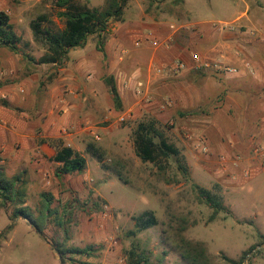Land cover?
Listing matches in <instances>:
<instances>
[{
    "label": "rangeland",
    "instance_id": "374dc122",
    "mask_svg": "<svg viewBox=\"0 0 264 264\" xmlns=\"http://www.w3.org/2000/svg\"><path fill=\"white\" fill-rule=\"evenodd\" d=\"M82 2L93 9L103 8L107 0ZM247 8L251 16L264 15V0H129L122 20L110 22L105 42L116 36L123 37V46L125 35H138L136 37L139 38V35L153 31L164 33V40L172 37V44L176 43L173 48L190 54V58L193 53L215 57L228 52L224 45L228 39L223 38L224 34L246 31L236 20ZM1 11L10 16L21 42L18 44L19 53L0 44V103L8 102L9 97L4 99L2 94H9L20 107L17 109L19 113L33 112L38 105L44 104V107L49 106L47 112L52 109L54 115H60L63 110L53 108L52 104L47 105L45 98L47 92L51 91L54 77L57 78L64 64L51 67L30 60L34 58L38 61L47 49L42 40L35 39L31 24L38 16L47 14L51 23L43 24V28L53 33L64 29L65 22L58 17L59 9L53 0H0ZM202 36L203 39H200ZM97 42L96 35L90 36L84 47L91 62L98 66L94 68L92 65L89 74H94V80H102L108 72V63L105 64L103 53L98 51ZM143 45L141 43L139 47ZM125 46L127 49L133 48L129 42ZM143 60L137 58L136 64L131 65H137L135 68L146 67V60ZM198 74L201 78L197 79L199 82L195 85L199 87L203 102L200 106H197L199 103L188 105L187 112L193 114L218 107L220 103L217 101L222 96L224 83L237 77L199 71ZM147 91L144 85L143 96L131 99L122 112L116 111L104 100L100 104L104 117L96 119L93 111L89 112L88 116L95 118L94 127L102 141H94L93 135L92 139L89 135H83L84 142L80 146H88L92 140L91 144L98 146L101 158L97 159L79 148L87 160V167L80 175L87 179L80 183L77 179L69 182V177L56 179L58 167L51 159L46 158V164L42 166L24 163L27 166L21 167L8 158L4 160L0 157V168L9 177L21 176L26 195L23 205L8 203L6 208L0 206V264H60L52 241L64 242L66 248L93 247L90 256L71 255L66 262L62 261L63 264H112L119 259L128 264V252L134 247L145 250L154 262L162 259L165 264H187L176 248L181 238L203 243L213 264H264V168L250 166L246 161L243 168L252 169L250 178L244 177L241 168L233 181L224 183L216 178L211 169L207 171L204 168L205 160L215 155L217 160L212 164L216 171L222 170L219 157L228 153H216L211 145L209 156L195 151L184 134L191 132L206 139L207 136L177 124L180 112L174 109L175 101L172 99V113L165 122H158L151 113L136 111L138 106L147 104L143 101ZM48 96L51 98V95ZM134 107L137 117L135 115L120 123L119 118L129 112L132 114L129 110ZM31 119L30 116L28 121L35 125L37 134L41 131L43 135V126H37ZM149 120H155L169 142L179 148L181 163L187 172L180 170L172 158L160 170L154 164L143 163L136 155L134 131L141 122ZM172 121L175 122L174 126L171 125ZM113 127L127 131L119 135L124 141L127 140L122 157L117 156L115 151L103 149L109 148L117 136L110 132L114 130ZM252 131L254 134L250 139L248 137L250 146H253V136H257L255 145L263 143L264 136ZM180 138L188 146H183ZM42 141L50 146H62L57 137L47 139L42 136L33 146H41ZM229 171L222 170L228 177L231 174L236 176ZM199 188L216 194L224 207L214 220H211L213 209L200 197ZM43 194L52 196L50 208L53 213L42 217L40 226L44 233L41 234L30 220L23 215L16 216L15 212L25 208L32 220L37 221L43 211ZM146 212H153L158 224L136 236H129L128 233L135 229V218ZM257 247L261 248L250 254Z\"/></svg>",
    "mask_w": 264,
    "mask_h": 264
},
{
    "label": "crops",
    "instance_id": "0c3cea01",
    "mask_svg": "<svg viewBox=\"0 0 264 264\" xmlns=\"http://www.w3.org/2000/svg\"><path fill=\"white\" fill-rule=\"evenodd\" d=\"M236 21L242 29L245 27L246 31L224 34L223 38L228 39L224 43L228 52L217 54L215 57L225 56L227 64L231 66H242L248 62L253 67L254 74L244 71L241 75L234 77L233 81H226L220 105L210 110H202L200 114L187 112L188 105L199 103L197 106H200L203 102L199 87L195 85L199 82L197 79L201 78V75L191 68L193 63L190 54L175 50L173 47L176 43L174 45L171 43L169 47L162 45L155 48L150 41L148 42L151 38L164 40V33L163 35L152 31L139 35V38L136 37L138 35L135 37L133 34L125 35V44L131 43L132 49L125 48V44L121 45L123 37L116 36L105 42L103 59L105 64L108 63L106 64L108 70L106 74L114 76L124 106L131 99L141 98L136 96L135 88L139 83H142L150 91H147L146 97L152 98L154 103L147 102L145 97L143 101L147 104L142 107L138 106L136 111L151 113L158 122H165L172 111L171 109L161 111L156 102L172 99L175 101L174 109L180 112L179 118L176 119L177 124L205 134L209 146L211 145L216 153L248 154L251 149L248 137L250 139L254 134L250 131H256V134L260 132L258 135L264 136V15L251 16L247 8V11L242 13ZM141 43H144L142 47L137 46ZM211 56L213 57V55ZM90 58L86 47L71 50L67 61L59 69L57 78L54 77L50 86L51 91L47 92L45 102H50H47V105L52 104L53 108L63 110L60 115H54L52 109L47 112L49 106L44 107V104L38 105L33 112L19 113L17 109L20 107L16 104L15 98L9 94H2L4 99L9 97L8 102L4 101L9 107L0 103V157L2 159L8 158L10 162L21 165V167H26L28 164L42 166L46 164V158L51 159L61 147H71L81 155L83 148L86 153L87 144L80 146L84 142L83 135H89L91 139L94 137V141H102L94 127L95 118H91L88 114L93 111L95 115L93 116L96 119L104 117L105 113L101 110L100 104L104 100L113 107V101L104 82V77L102 80H94V74H89L92 65L94 68L98 67L95 62H91ZM137 58L146 60L147 69L144 66L135 68L137 65H131V63L136 64ZM178 60L186 62L188 68L176 73L172 67ZM49 66L57 67V65ZM48 95H51V98ZM14 105L17 107H12ZM129 111L133 112L131 118L135 115L137 117L135 107ZM28 115L37 126H43V135L41 131L37 134L35 125L28 121L30 117ZM65 129H67V133H64ZM119 130L121 129L110 130L113 135L117 136L109 148L103 149L115 151L117 156L121 155L122 157L121 153L125 150L127 140L124 141L119 135H123L127 131ZM39 136L47 139L57 137L61 140L62 146H50L45 141H42L41 146H33ZM180 142L183 146H188L182 138H180ZM20 144L22 146H18ZM92 144L94 145V143ZM95 147L98 146L95 145ZM79 148L81 149L79 150ZM9 154L10 157H8ZM216 160L215 155L210 160H205L204 168L207 171L211 169L214 176L224 183L233 181L232 174L228 177L221 170L216 171L212 164V161ZM24 163L27 165L24 166ZM56 166L58 167L59 164L56 163ZM229 170L237 175L238 171L234 168ZM80 175H69L68 181L77 179L80 183L87 179L81 178Z\"/></svg>",
    "mask_w": 264,
    "mask_h": 264
},
{
    "label": "trees",
    "instance_id": "16d2710c",
    "mask_svg": "<svg viewBox=\"0 0 264 264\" xmlns=\"http://www.w3.org/2000/svg\"><path fill=\"white\" fill-rule=\"evenodd\" d=\"M55 6L59 9L58 17L64 20V29L58 32H50L43 28V24L51 23L47 14L38 16L31 24L35 39L42 40L46 45L45 54L38 60H30L39 65H62L68 59L71 50L82 48L87 43L90 36L98 37L97 49L105 55V40L109 32L111 21H121L125 8L129 0H107L103 8H90L82 0H53ZM21 38L14 31L11 19L5 12H0V44L8 47L12 52L19 53L18 44ZM104 82L111 95L114 109L118 112L124 110L122 98L118 92L114 76L105 75ZM217 102L220 103V100ZM7 106V102H2ZM134 147L136 155L143 163H151L160 170L165 168L164 163L169 159H174L178 163L180 170L187 172V169L181 163V151L158 127L155 120L141 122L134 131ZM86 152L97 159H100L99 150L93 144H89ZM211 155V153L209 154ZM208 155V156H209ZM59 166L56 169V177L66 178L69 175L82 174L87 167V160L79 152L71 147H61L57 150L55 156L51 158ZM19 183L21 186H18ZM200 197L213 209L211 220H214L224 207L220 199L213 192L199 188ZM44 199L43 211L37 221L32 220L27 213V209L22 208L15 212L16 216L23 215L37 226L38 232L44 233L41 228L42 217L51 215L53 211L50 208L52 196L42 195ZM25 190L20 175L9 177L3 168H0V200L1 207L6 208L8 203H25ZM59 226L62 223L57 222ZM158 224L153 212H146L135 218V229L128 233L129 236H136L138 233L146 231ZM54 250L60 255L63 262H66L71 255L90 256L93 247L87 249L66 248L65 243L53 242ZM181 259L187 264H213L208 251L203 243L192 242L181 238L176 246ZM254 249V248H253ZM228 262L232 260L225 258ZM128 264H165L164 260L152 261L151 256L145 250H138L136 247L128 252Z\"/></svg>",
    "mask_w": 264,
    "mask_h": 264
},
{
    "label": "built area",
    "instance_id": "2783aa9c",
    "mask_svg": "<svg viewBox=\"0 0 264 264\" xmlns=\"http://www.w3.org/2000/svg\"><path fill=\"white\" fill-rule=\"evenodd\" d=\"M229 29H234L228 26ZM150 41L151 45L155 48H159L162 45H165V47H169L170 44L172 43V37H169L165 40H159V39H154L151 38L148 40ZM137 46H140V44H137ZM226 57L222 56L219 58L212 57V56H203L198 53H193L191 55V60H192V66L196 71H201L205 73H215V74H229L233 76H239L241 75L244 71H247L250 74H254V69L250 65V63H244L242 66H231L228 65L226 62ZM173 71L176 73H179L181 71H184L188 68L186 62L182 60H178L174 63L173 65ZM143 85L142 83H139L136 88H135V94L137 97L143 96ZM147 102L149 103H154V100L152 98H147ZM158 105V108L161 111H167L171 107H173V101L170 99H165L162 102H156ZM131 118V113L129 112L128 114H124L119 118L120 123L126 122L128 119ZM171 125L174 126L175 122H171ZM64 133H67V129L64 130ZM263 135H264V127H263ZM184 137L186 140L191 142V145L197 151L199 154L203 156H208L211 153V149L209 146V143L205 137H197L194 136L191 132H187L184 134ZM251 142L253 146H251V149L249 150L248 154L244 155L242 153H235L233 155H221L219 157V163L221 164L222 170L223 171H228L229 169H235L239 172L240 174V168L244 170L243 168L244 163L247 161L250 166H257L260 168H264V142L259 143L255 145V142L257 140V136H253L251 138ZM227 166V167H225ZM221 170V171H222ZM241 170V172H242ZM242 175V174H241ZM243 175L246 178H250L252 175V169L247 168L246 170L243 171ZM234 179L237 178L236 176H233ZM243 177V176H242ZM112 264H124L123 259L117 260L115 263Z\"/></svg>",
    "mask_w": 264,
    "mask_h": 264
},
{
    "label": "water",
    "instance_id": "95a60500",
    "mask_svg": "<svg viewBox=\"0 0 264 264\" xmlns=\"http://www.w3.org/2000/svg\"><path fill=\"white\" fill-rule=\"evenodd\" d=\"M261 247H257V248H255L250 254H252L253 252H256L258 249H260ZM58 256H59V258H60V260H61V262H60V264H63V262H62V259H61V257H60V255L58 254Z\"/></svg>",
    "mask_w": 264,
    "mask_h": 264
}]
</instances>
